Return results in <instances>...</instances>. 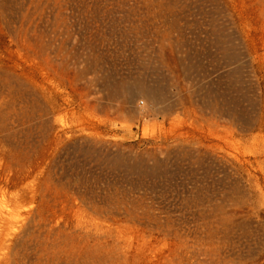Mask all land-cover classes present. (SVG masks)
<instances>
[{"label":"rangeland","instance_id":"obj_1","mask_svg":"<svg viewBox=\"0 0 264 264\" xmlns=\"http://www.w3.org/2000/svg\"><path fill=\"white\" fill-rule=\"evenodd\" d=\"M0 264H264V0H0Z\"/></svg>","mask_w":264,"mask_h":264},{"label":"built area","instance_id":"obj_2","mask_svg":"<svg viewBox=\"0 0 264 264\" xmlns=\"http://www.w3.org/2000/svg\"><path fill=\"white\" fill-rule=\"evenodd\" d=\"M108 45L116 50V57L121 61H129L130 66L141 74L144 81L151 83L150 85L156 81L164 90L170 87L172 65L169 55L162 49V44L146 37L127 36ZM136 105L146 110L157 109L155 102L146 98L139 99Z\"/></svg>","mask_w":264,"mask_h":264}]
</instances>
